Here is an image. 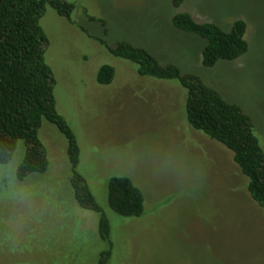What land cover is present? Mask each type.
<instances>
[{
	"label": "rangeland",
	"instance_id": "obj_1",
	"mask_svg": "<svg viewBox=\"0 0 264 264\" xmlns=\"http://www.w3.org/2000/svg\"><path fill=\"white\" fill-rule=\"evenodd\" d=\"M60 1L74 11L67 21L46 8L45 61L56 81V110L80 149L77 172L110 223L107 264H264V209L231 152L188 125L185 90L139 77L134 65L92 39L109 47L128 42L198 76L251 118L264 152V0H182L178 9L172 0ZM176 12L224 31L244 21L247 54L202 67L204 43L174 29ZM105 65L115 76L100 86L96 74ZM38 137L49 162L44 174L17 178L22 141L0 165V264H98L107 249L97 233L100 216L73 197L67 141L46 121ZM116 176L142 192V217L109 209L106 183Z\"/></svg>",
	"mask_w": 264,
	"mask_h": 264
},
{
	"label": "trees",
	"instance_id": "obj_2",
	"mask_svg": "<svg viewBox=\"0 0 264 264\" xmlns=\"http://www.w3.org/2000/svg\"><path fill=\"white\" fill-rule=\"evenodd\" d=\"M182 0H172L178 9ZM49 7L71 21L74 6L60 0H0V165L7 164L19 141L25 154L16 176L23 180L48 169L46 148L38 137L42 122L54 125L67 141L71 169L70 186L77 204L100 216L97 233L107 249L99 255L98 264H107L112 251L110 223L96 203L88 184L77 172L80 149L66 120L56 110V81L45 61L48 39L40 20ZM101 26L104 23L99 20ZM174 29L203 41L201 65L214 68L222 62H234L249 50L247 25L233 22L229 31L213 23H197L187 13H175ZM110 55L135 66L139 77L177 82L186 92L185 116L190 128L231 152L235 164L248 179L247 191L252 200L264 209V152L254 132L251 118L236 105L227 103L201 78L183 73L175 65H162L145 48L122 41L109 47L104 40L93 38ZM115 70L101 66L96 74L100 86L112 83ZM109 209L123 218H140L144 214V197L127 177H110L106 183Z\"/></svg>",
	"mask_w": 264,
	"mask_h": 264
}]
</instances>
